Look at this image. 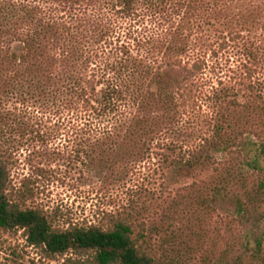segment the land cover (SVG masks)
<instances>
[{
	"label": "trees",
	"instance_id": "trees-1",
	"mask_svg": "<svg viewBox=\"0 0 264 264\" xmlns=\"http://www.w3.org/2000/svg\"><path fill=\"white\" fill-rule=\"evenodd\" d=\"M257 24L264 32V0H0V227L23 229L52 256L77 251L92 253V264H157L124 217L108 227H62L26 205L36 179L25 176L14 190L13 168L23 149L29 158L56 154L60 148L46 142L65 140L87 169L129 175L155 140L189 137L180 123L209 102L218 111L211 134L194 147L167 145L169 170L192 173L235 153L240 174L263 171L264 137L233 123L238 109L255 107L251 91L223 87L208 59L214 44ZM38 142L44 153L30 148ZM36 168L46 176L47 168ZM233 178L220 176L212 200L231 199L244 216L253 214L229 189ZM246 192L257 212L264 182Z\"/></svg>",
	"mask_w": 264,
	"mask_h": 264
},
{
	"label": "rangeland",
	"instance_id": "rangeland-1",
	"mask_svg": "<svg viewBox=\"0 0 264 264\" xmlns=\"http://www.w3.org/2000/svg\"><path fill=\"white\" fill-rule=\"evenodd\" d=\"M260 29L257 24L238 36L229 34L213 45L215 52L210 51L208 56L209 74L215 78L218 74L223 87H242L245 95L251 91L255 107L238 109L233 123L237 128H251L257 138L264 137V32ZM249 48L260 53L257 59L250 57ZM217 112L212 103L197 105L180 123L191 133L189 137L163 135L155 140L151 151L129 175L121 169H87L77 160L74 142L32 143L30 148L36 145V151L42 153L46 146L60 149L49 155L37 152L31 158L23 149L20 163L12 171V189L31 175L36 182L26 205L45 209L62 227H108L116 217H124L132 223L135 237L143 233L140 241L157 264H264V240L260 249L256 247V239L264 236V197L261 194L255 202L256 212L246 192H256L264 182V170L240 174L241 164L235 153L222 164L197 167L192 173L176 175L168 168L167 145L177 142L179 147L196 146L211 134ZM33 165L47 168L46 176H40ZM229 172L237 176L229 189L240 193L253 214L244 216L231 199L212 200V188L222 174ZM92 258L90 252L77 251L49 255L32 245L23 229L0 227V264H92Z\"/></svg>",
	"mask_w": 264,
	"mask_h": 264
}]
</instances>
